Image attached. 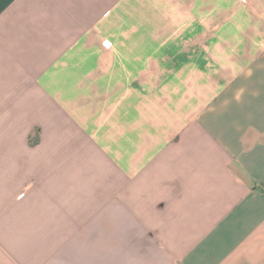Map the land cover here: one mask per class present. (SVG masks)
Masks as SVG:
<instances>
[{"label":"crops","instance_id":"0c3cea01","mask_svg":"<svg viewBox=\"0 0 264 264\" xmlns=\"http://www.w3.org/2000/svg\"><path fill=\"white\" fill-rule=\"evenodd\" d=\"M0 264H264V0H0Z\"/></svg>","mask_w":264,"mask_h":264}]
</instances>
